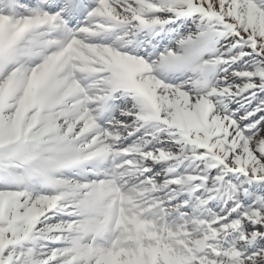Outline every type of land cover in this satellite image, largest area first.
<instances>
[{"label":"snow or ice","instance_id":"snow-or-ice-1","mask_svg":"<svg viewBox=\"0 0 264 264\" xmlns=\"http://www.w3.org/2000/svg\"><path fill=\"white\" fill-rule=\"evenodd\" d=\"M0 264H264V0H0Z\"/></svg>","mask_w":264,"mask_h":264}]
</instances>
